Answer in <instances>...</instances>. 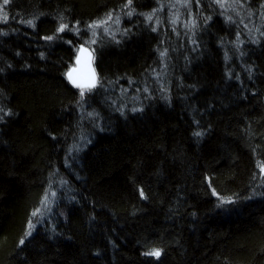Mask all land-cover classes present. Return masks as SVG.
I'll return each instance as SVG.
<instances>
[{
    "label": "trees",
    "instance_id": "1",
    "mask_svg": "<svg viewBox=\"0 0 264 264\" xmlns=\"http://www.w3.org/2000/svg\"><path fill=\"white\" fill-rule=\"evenodd\" d=\"M262 169L264 0H0V264H264Z\"/></svg>",
    "mask_w": 264,
    "mask_h": 264
},
{
    "label": "water",
    "instance_id": "2",
    "mask_svg": "<svg viewBox=\"0 0 264 264\" xmlns=\"http://www.w3.org/2000/svg\"><path fill=\"white\" fill-rule=\"evenodd\" d=\"M83 49L84 51H81ZM69 73L72 79H69ZM66 80L73 87L92 89L97 84V73L94 68V58L92 51L87 47H80L78 50L73 67L66 73ZM75 81V83H73ZM80 85V86H78ZM264 176V170L261 171Z\"/></svg>",
    "mask_w": 264,
    "mask_h": 264
},
{
    "label": "snow or ice",
    "instance_id": "3",
    "mask_svg": "<svg viewBox=\"0 0 264 264\" xmlns=\"http://www.w3.org/2000/svg\"><path fill=\"white\" fill-rule=\"evenodd\" d=\"M4 3L7 4V3H8V0H4ZM5 18H6V17H5ZM62 28H63V26L61 27V30H62ZM81 51H84V50L81 49ZM68 75H69V79L71 80V79H72V74L69 73ZM73 83H75V81H73ZM78 86H80V85H78ZM197 135H199V134L197 133ZM262 170H264V169H262ZM21 242H23V241H21ZM147 254H148V255L155 256V257H159L161 253H160V251H158V250H153L152 252L147 253Z\"/></svg>",
    "mask_w": 264,
    "mask_h": 264
},
{
    "label": "rangeland",
    "instance_id": "4",
    "mask_svg": "<svg viewBox=\"0 0 264 264\" xmlns=\"http://www.w3.org/2000/svg\"><path fill=\"white\" fill-rule=\"evenodd\" d=\"M179 0H175V3L178 4ZM105 33V32H104ZM80 92L82 93V95L87 94L86 89L80 88Z\"/></svg>",
    "mask_w": 264,
    "mask_h": 264
},
{
    "label": "bare ground",
    "instance_id": "5",
    "mask_svg": "<svg viewBox=\"0 0 264 264\" xmlns=\"http://www.w3.org/2000/svg\"><path fill=\"white\" fill-rule=\"evenodd\" d=\"M262 171V170H261Z\"/></svg>",
    "mask_w": 264,
    "mask_h": 264
}]
</instances>
